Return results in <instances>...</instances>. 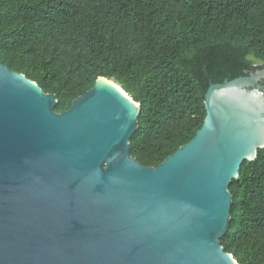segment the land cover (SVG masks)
Masks as SVG:
<instances>
[{"label": "water", "instance_id": "water-1", "mask_svg": "<svg viewBox=\"0 0 264 264\" xmlns=\"http://www.w3.org/2000/svg\"><path fill=\"white\" fill-rule=\"evenodd\" d=\"M0 60V264H238L230 185L264 149V70L205 94L157 168L130 155L140 104L99 78L72 107Z\"/></svg>", "mask_w": 264, "mask_h": 264}, {"label": "trees", "instance_id": "trees-1", "mask_svg": "<svg viewBox=\"0 0 264 264\" xmlns=\"http://www.w3.org/2000/svg\"><path fill=\"white\" fill-rule=\"evenodd\" d=\"M0 60L54 95L57 113L115 81L140 104L130 155L157 168L201 130L212 84L264 70V0H0ZM230 191L220 244L264 264V149Z\"/></svg>", "mask_w": 264, "mask_h": 264}, {"label": "rangeland", "instance_id": "rangeland-1", "mask_svg": "<svg viewBox=\"0 0 264 264\" xmlns=\"http://www.w3.org/2000/svg\"><path fill=\"white\" fill-rule=\"evenodd\" d=\"M257 64H260V62L256 61Z\"/></svg>", "mask_w": 264, "mask_h": 264}]
</instances>
